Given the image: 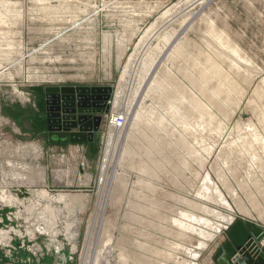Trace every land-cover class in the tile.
Returning a JSON list of instances; mask_svg holds the SVG:
<instances>
[{
	"label": "rangeland",
	"instance_id": "1",
	"mask_svg": "<svg viewBox=\"0 0 264 264\" xmlns=\"http://www.w3.org/2000/svg\"><path fill=\"white\" fill-rule=\"evenodd\" d=\"M185 1L0 0V186L24 201L13 206L0 199V208L5 204L16 207L24 232L36 221L39 224L40 214L46 211L54 226L49 224L48 229H59V252L67 245L62 255L52 256L53 264H83L91 221L108 188L102 185L106 155L116 150L115 144L120 149L114 154L107 177L110 180L121 171L123 176L118 178L123 184L114 185V178L110 192L115 188L117 196H108L104 210L98 209L96 238L87 257L89 264H127L119 262L120 252L131 259L136 253L141 259L152 256L146 262L149 264H158L170 253H175L174 258L179 261L172 260L170 264H218V258L230 250L232 243L249 236L250 224L264 229V147L245 148L240 142L249 124L264 136V118L260 115L264 98L255 93L258 87L264 93V0H212L203 8H193L199 15L186 31L193 46H186L191 55L183 66L193 68L195 59L199 89L195 95L183 89L170 90L168 103L165 97L145 95L152 83L151 72H147L157 46L164 42L159 41V33L180 29L181 20L188 13V9L183 10L187 7ZM168 9H173L172 13H166ZM153 25V33L146 34ZM159 79L163 85L164 77ZM182 82L193 87L187 80ZM51 85H105L113 89L109 111L95 140L80 142L89 144L90 163L84 169L92 183L65 186L69 182L64 178L63 188L49 191L54 196L87 195L83 206L74 209L66 208L63 202L47 200L43 193L48 177L56 180L57 174L69 170L68 161L60 158L61 150L49 149L66 143L47 136L42 105L45 88ZM116 99L121 100L119 111L126 109L123 113H128L121 143L110 125L113 114L115 121L123 122L118 112L113 113ZM19 174L21 178L17 177ZM68 175L72 180V175ZM147 183H155L160 189L156 194L149 193ZM216 187L231 209L225 208ZM128 189L135 190L134 194L128 196ZM121 193L126 194L127 200ZM151 199L163 206L157 208L161 215L150 209ZM240 203L246 211L238 208ZM49 205L62 210L58 221L47 212ZM221 212L230 214L234 223L221 222L217 216ZM193 217L203 225L195 224L197 231L189 237L181 236L175 220L190 223ZM211 223L226 227L216 233L206 248L198 249L203 241L200 231L203 228L213 232L208 226ZM41 229L36 232L48 236L52 233ZM109 232L115 243L111 241L107 246ZM45 239L40 235L37 240L28 241L27 246L36 243L39 249V244L47 242ZM117 241L121 249L113 246ZM133 241L138 244H131ZM70 244L77 246L73 256ZM194 254L198 257L194 258ZM24 261L34 262L26 255ZM0 264H6L2 257ZM128 264L137 262L133 259Z\"/></svg>",
	"mask_w": 264,
	"mask_h": 264
},
{
	"label": "bare ground",
	"instance_id": "2",
	"mask_svg": "<svg viewBox=\"0 0 264 264\" xmlns=\"http://www.w3.org/2000/svg\"><path fill=\"white\" fill-rule=\"evenodd\" d=\"M212 0H187V1H185L186 2V6L187 7H185V8H183V10H187L188 9V13H187V15L186 16H184V19H182L181 20V23H180V29L178 28V29H173V31L171 32V33H164V32H162V33H159V35H158V39H159V41L161 40V39H163V44L162 45H160V46H157V51H156V53H155V55H154V57L151 59V61H150V64H149V67H148V72H147V74H149V72H151V75H150V79H152V83H150V85L148 86V89H147V93L145 94L146 96H148V97H150L151 98V95H153V96H157V97H165L166 98V100H167V102L168 103H171V101H170V99L169 98H167V97H169V92H170V90H179V89H183V91L184 92H186V91H188V92H190V93H195V91L196 90H198L199 89V87L197 86V81H196V75H197V72L195 71V67H196V61H195V59H194V65H193V68H190V66H183V62H185V60L187 61L188 59H190V52L188 51V49L186 48V46L187 45H190V46H193V41L191 40V39H189V37H188V34H187V32L186 31H188L190 28H191V25H193V22H194V18L195 17H197L199 14L198 13H196V12H194L193 11V8H195L196 6H206V5H208L210 2H211ZM183 5V4H182ZM203 8V7H202ZM175 9V8H174ZM181 9V8H180ZM182 10V11H183ZM171 11H173V9H168L167 11H166V13H170ZM175 11H177V10H175ZM186 12V11H185ZM172 13V12H171ZM165 16V15H164ZM197 19V18H196ZM172 22V21H171ZM156 28H155V25H153L151 28H150V30H148V32L146 33V34H148V35H150V34H152L153 33V30H155ZM158 30V29H157ZM155 33V32H154ZM144 38H145V36H143ZM143 37H142V40H141V43L140 44H142V42H143ZM149 38V37H148ZM150 44V43H149ZM140 46V45H139ZM142 46V45H141ZM142 48V47H141ZM150 48V47H149ZM234 52H237V51H235L234 50ZM190 54V55H189ZM208 59L211 61H213V59H211V58H209L208 57ZM178 61H179V63H178ZM181 62V63H180ZM210 63H212V62H210ZM130 64H131V61L127 64V66H126V68H125V70H127L128 68H129V66H130ZM213 65H215L216 66V64L215 63H212ZM215 66H213V67H215ZM216 68H217V66H216ZM133 69V68H132ZM223 74H225V73H223ZM147 76V75H146ZM162 76L164 77V83H163V85H160L159 84V82H160V77L162 78ZM181 76H182V78H183V80L182 81H188L189 83H190V85L191 86H193V87H187V86H185L186 85V83L184 82H182V81H180V79H182L181 78ZM209 76V75H208ZM149 78V77H148ZM180 78V79H179ZM146 79V78H145ZM227 79V78H226ZM229 80V79H228ZM180 81V82H179ZM144 82V81H143ZM142 82V83H143ZM231 83V82H230ZM143 85V84H142ZM146 85H148V84H146ZM144 86V85H143ZM232 86V85H231ZM234 86H235V84H234ZM142 87V86H141ZM146 87V86H145ZM240 87V86H239ZM238 87V88H239ZM188 88V89H187ZM143 90H144V88H142ZM243 90V89H242ZM138 91H139V89H138ZM138 91H137V93H138ZM238 91H239V89H238ZM255 93H256V95L258 96H260L261 98H264V93H263V91L261 90L260 91V87H258L256 90H255ZM195 95V94H194ZM117 99H119L118 97H117ZM116 99V101H115V103H114V112L113 113H117L118 112V114H120V116L122 117V119H123V122H122V124L120 123H118L117 121H115V116H114V114H113V117H112V122H111V126L113 127V128H115L116 130H115V132L116 133H114L115 135H117V137H118V139H119V142H120V136H122L123 134H122V129L124 128L123 126L127 123V119H128V113H127V111H126V114L125 113H123V111H125V110H123V111H119V109L121 108V103H120V101L121 100H117ZM191 99H192V101H196V98L193 96V95H191ZM215 99H218V98H216L215 97ZM211 102H214V101H211ZM216 103V102H215ZM218 103V102H217ZM216 103V104H217ZM125 104V103H124ZM129 104V103H128ZM249 104H251V100H250V102H249ZM126 105H127V103H126ZM166 105V104H165ZM213 105H215L214 103H213ZM123 106V105H122ZM216 106H218V105H216ZM128 107V106H127ZM134 108H135V106H133ZM218 107H220V105L218 106ZM133 108V109H134ZM129 110L130 109H132L131 107L130 108H128ZM204 111H205V113H209V111H208V109L207 108H204ZM133 112V111H132ZM131 112V113H132ZM139 114V113H138ZM138 114L136 113V119L138 120L139 119V117H138ZM214 114V113H213ZM130 115V114H129ZM260 115H261V118H264V108L263 109H261L260 110ZM115 117V118H114ZM118 117V116H117ZM133 117V116H132ZM129 119H131L130 117H129ZM135 120V119H134ZM136 120V121H137ZM136 121L134 122V126L136 125ZM130 121L128 120V123H129ZM149 125H151L152 123H153V121L152 120H150L149 122ZM128 125V124H127ZM119 126H120V128H119ZM125 129V128H124ZM112 131V130H111ZM126 132V131H125ZM110 134V133H109ZM245 136H243V137H240L241 139H240V142L242 143V146H244L245 148H255V146L256 145H259V146H263L264 147V136L262 135V134H260L257 130H255V128L253 127V125L252 124H249V125H247V128L245 129ZM116 137V138H117ZM115 137L113 138V139H116ZM115 141V140H114ZM116 142V141H115ZM118 142V143H119ZM121 143V142H120ZM117 145L118 144H115V146H114V148L117 150L118 148H117ZM120 146V145H119ZM113 148V147H112ZM120 149V148H119ZM110 150V149H109ZM112 150V149H111ZM116 150H112L111 152H108L107 153V155H106V169H104V170H106L104 173H106V176L104 177V179H103V186L105 187H107L108 186V188H107V192L105 193L104 192V198L102 197V195H101V199L99 200V203H98V206H97V209H96V212H95V218L93 217V219H92V221H91V225H90V232H89V236H88V240H87V247H86V253L84 254L85 256V258H84V261H83V264H89V262H90V260H89V258H87L88 257V255H89V252H90V249L92 248V243H93V239L94 238H96L95 236V229H94V223H96L95 221H96V217H97V213H98V209L99 208H102L103 210H104V208H105V206H106V204H107V197L108 196H111L112 198L116 195L117 196V194H115L114 192L116 191L117 192V190L114 188V192L113 193H111L110 191H112V184H113V180H115L114 178H117L115 181H114V185H119L120 186V184L119 183H122L123 184V182H119V180H121V178H118V176H123L122 174H120L121 173V171H120V173H114L115 175H114V177H112L110 180H108V177H107V175H108V173H107V171H108V169H109V167H110V165H111V163L114 161V154H115V152H116ZM117 155V157L115 158V159H118V154H119V150L117 151V153H116ZM108 155H110V156H108ZM0 156H1V144H0ZM0 159H1V157H0ZM116 161V160H115ZM120 163V162H119ZM143 172H146V169L143 171ZM125 173V172H124ZM21 174H19V176H20ZM104 175V174H103ZM0 177H3V175H2V173H1V171H0ZM0 182H1V178H0ZM2 183V182H1ZM107 184V185H106ZM131 184V183H130ZM130 184L129 185H127L128 187H130ZM133 184V183H132ZM134 185V184H133ZM126 186V187H127ZM132 186V185H131ZM103 187V188H104ZM110 189V190H109ZM125 189V188H124ZM129 189H131V188H129ZM128 189V191H126V193L128 194V196L129 195H131V193L132 194H134V191L136 190V188H135V190H129ZM134 189V188H133ZM147 189L150 191L149 193H152V194H156L157 192H158V189H160L159 188V185H157V184H155V183H147ZM215 189V188H214ZM216 191H217V194H218V196L220 197V200L224 203V205H225V208L226 209H231V206H230V204H228L227 202H226V199H225V197H224V195L221 193V192H219V189L216 187V189H215ZM3 192V193H2ZM43 193H44V196H45V198H47V200H50L51 202L52 201H58V202H63L65 205H66V208L67 207H70V208H76V207H81V206H83V201L85 200V199H87V198H85L87 195H82V194H73V195H69V194H64V193H60L59 195H57V196H52V194H50V192H49V190H44L43 191ZM135 194H136V192H135ZM137 194H139V193H137ZM233 194L234 195H237V193H236V191L234 190L233 191ZM121 197H126V200H127V196H125L126 194L124 193V196H123V194L121 193ZM146 195H148V194H145V197L147 198L148 196H146ZM84 196V197H83ZM115 196V197H116ZM134 196V195H133ZM88 197V196H87ZM110 198V197H109ZM0 199H2V200H4L5 202H8V204L9 203H12L13 204V206H17V204H24V201H22L19 197H17L16 195H8V192L5 190V189H0ZM148 199V198H147ZM130 200L128 199V201H126V204L127 205H129L128 204V202H129ZM4 202V203H5ZM118 202H119V204L122 202V198H121V200H118ZM185 202H188V204L189 203H191V201H189V200H187V201H185ZM1 203V202H0ZM184 204H187V203H182V205L184 206ZM152 206V207H151ZM0 207H1V204H0ZM46 207H48V206H46ZM157 208H163V206H161V204L159 205V203H157V202H154V200L153 199H151L150 200V209L151 210H155L157 213H158V211H157ZM238 208L241 210V211H246L247 209L243 206V204H238ZM29 209V207L27 208V210ZM178 209V208H177ZM0 210H1V208H0ZM31 210V209H30ZM46 210H47V212L49 211L50 213H51V217H53L54 218V220H57L58 221V219H59V217H60V215L62 214V210L61 209H57V207L55 208V206L53 205V206H50L49 205V207L48 208H46ZM125 210V209H124ZM125 213H126V211H125ZM223 212H221V213H219V214H217V216H219V220L221 221V222H223L225 225H230V224H233L234 223V219H233V217L230 215V214H222ZM222 214V215H221ZM249 215H251V213H248ZM31 215V214H30ZM158 215H161L160 213H158ZM181 215L182 216H186V214L184 213V212H181ZM50 216V215H49ZM26 219V218H25ZM195 219V217H193L189 222L190 223H188V222H184V221H182V220H175V224H178L179 225V227L181 228V231H178L180 234H181V236H184V237H189V234L191 233V232H195V231H197L198 229H197V226L195 225V224H202L203 225V223L202 222H200L199 220H194ZM29 220V219H28ZM32 222V221H31ZM39 222H40V224H36V222L35 223H31L32 224V227H30L29 229H27V230H25V232L23 231V230H21V232L20 231H18L17 229H13L12 230V232L14 231V232H16V233H21V235H23V234H28L31 238H33V237H35L36 236V230L37 229H40V230H42L41 228H47L46 230L48 231V232H52V234L50 235V238H51V241H52V243H50V245H49V248H51L52 246L51 245H54L55 244V240H56V234H58L59 233V229H58V227L57 228H51V229H48L49 227V224H50V220L48 219V216H47V213H46V211L44 210L43 211V213H41L40 214V216H39ZM41 223H44L43 225V227H42V224ZM223 223H217V224H215V225H213L212 223L211 224H209L208 226L210 227V228H213V232H209V231H206V230H203V228L201 229V231H200V233H201V235H202V237H203V241H201V247L200 248H198V249H204V248H206L207 246H208V243H209V241L212 239V238H214V237H216V233H219V232H221L222 231V228H224V226L225 225H222ZM51 225V224H50ZM57 225V224H56ZM36 226H37V228H36ZM51 226H53V225H51ZM54 227V226H53ZM76 227V226H75ZM208 227V228H209ZM226 227V226H225ZM74 228V227H73ZM207 228V229H208ZM12 229V228H11ZM72 229V228H71ZM76 229V228H75ZM76 230H78V229H76ZM69 231H70V229H69ZM97 231V230H96ZM42 232V231H41ZM67 232V231H66ZM77 232V231H76ZM73 233V232H72ZM78 233V232H77ZM75 235V234H74ZM77 235V234H76ZM6 236H8V237H10L9 236V232H7V231H4L3 229H1L0 230V245L1 246H3L4 245V241H5V237ZM106 239H107V241H106V243L105 244H107V246H108V244H110V242L113 240V236H112V234L109 232V234L107 235V237H106ZM117 239V238H116ZM115 239V240H116ZM58 241V240H57ZM72 241V240H71ZM118 241H120V238H118ZM118 241H117V244H114L113 246L116 248V247H118L117 249H121V248H119V246H120V244L118 243ZM113 242V241H112ZM54 243V244H53ZM113 243H115V242H113ZM131 244H133V245H136V244H138V241H133V242H131ZM106 246V247H107ZM76 245H74V249L76 250ZM109 248V247H108ZM110 248H112V246L110 247ZM110 248L108 249V250H110ZM60 249V248H59ZM58 249V250H59ZM63 249V248H62ZM114 249V248H113ZM112 250V249H111ZM6 251V250H5ZM113 251V250H112ZM107 252V251H106ZM110 253H111V251H110ZM109 253V254H110ZM163 254V253H162ZM175 254V253H174ZM173 253H170L169 255H168V257H167V259H162L161 261H156V262H158V264H170L171 263V261L172 260H175V256H177L176 254L174 255ZM149 255V254H148ZM119 258H120V263H122V262H126L127 264L129 263V261L130 260H135V262H137V264H149V263H146L147 262V260H150V259H152V256L150 257V259H148L149 258V256H147V257H143L142 259H141V257L142 256H140L138 253H136V257H134L133 259H131L129 256H126V254L125 253H121L120 252V254H119ZM108 257H110V256H108ZM107 257V258H108ZM113 257V256H112ZM198 257V254H194V258H197ZM154 259V258H153ZM99 260V259H98ZM106 260V259H105ZM107 262L108 261H110L109 259H107L106 260ZM116 261V260H115ZM176 261V260H175ZM113 261H111L110 263H112ZM117 262V261H116ZM177 263L179 262V261H176ZM109 263V264H110ZM91 264V263H90ZM101 264V263H100ZM105 264V263H104ZM107 264V263H106ZM113 264V263H112ZM189 264H196V263H189Z\"/></svg>",
	"mask_w": 264,
	"mask_h": 264
},
{
	"label": "flooded vegetation",
	"instance_id": "3",
	"mask_svg": "<svg viewBox=\"0 0 264 264\" xmlns=\"http://www.w3.org/2000/svg\"><path fill=\"white\" fill-rule=\"evenodd\" d=\"M48 88H60V90L51 91ZM62 88H65L64 92L61 91ZM112 91L113 89L110 86L105 85H51L46 87L42 106L47 136L54 132L64 131L69 134L76 133L74 134L75 137L85 138L88 143L95 140L96 134L101 129L103 118L109 111ZM82 129L90 132L84 134L85 132L81 131ZM249 236H252V232ZM249 236L243 239L242 243L236 245L232 251L227 250L228 255L233 257L235 253H238V248L244 247L251 239ZM76 238H78V235ZM64 240L68 241L66 238ZM47 242L49 243L46 245L52 243L51 239ZM56 243L57 239L52 248L45 247L43 252L37 254L36 257H38L40 264H46L45 257H49L48 262L50 263L48 264H53L55 261L52 256L63 254L67 245L65 250L59 252ZM63 243L66 242L63 241ZM68 243L70 242L68 241ZM69 251L70 256L75 254L74 247L69 248ZM0 257H2V253H0Z\"/></svg>",
	"mask_w": 264,
	"mask_h": 264
},
{
	"label": "crops",
	"instance_id": "4",
	"mask_svg": "<svg viewBox=\"0 0 264 264\" xmlns=\"http://www.w3.org/2000/svg\"><path fill=\"white\" fill-rule=\"evenodd\" d=\"M49 149L53 151L61 150L62 153L60 154V158H62V160L68 161L67 165H69L68 166L69 170L66 171L64 170L63 175L57 174L56 180L55 177L52 176H51L52 178L48 177L43 187L47 188L51 192L54 191L55 187L63 188L64 182L62 180H64V178L67 179L69 183H72V184L67 183L65 186L68 185V186L83 187L87 185L89 186L90 183H92V177L87 175V172L84 169L85 166L88 168L90 163L89 144L80 143V142L72 143L69 141L61 145H55L53 147L51 146ZM84 171L86 173H84ZM69 173L70 176L72 175L73 177L72 180L68 175ZM17 177L21 178V176H17ZM0 178L2 182L3 177ZM47 189H43V191ZM80 191L83 190L80 189ZM8 195H14V194L8 192ZM16 209H17L16 207L7 206L5 204L2 206V209L0 210V230L3 229L4 231L9 232V236H10V237L6 236L4 238L5 241L3 246L0 245V253H2V261L6 264H26L27 262L25 261L23 262L24 256L26 255L28 258L31 257L32 261L34 260L35 263L33 262V264H40L38 261V257L35 256H37L39 252L40 253L43 252L45 247L48 248V245L46 244H48L49 242H45L44 245L38 243L40 245L39 249L36 248V243L34 244V246L33 245L27 246V242L39 238L40 235H44L46 238L45 240H49L51 239L50 234L52 233H50L48 236L42 232H36L37 236L31 238L28 234L21 235V233H16L14 231L12 232L13 229H17L18 231L21 232V217L16 216ZM48 227L50 228V226ZM242 241L243 240H239L238 242L232 243V246L229 251L235 249L236 245L242 243ZM29 248L32 249V251ZM26 252L28 254H26ZM46 259L49 261V257H46L44 261H47Z\"/></svg>",
	"mask_w": 264,
	"mask_h": 264
},
{
	"label": "water",
	"instance_id": "5",
	"mask_svg": "<svg viewBox=\"0 0 264 264\" xmlns=\"http://www.w3.org/2000/svg\"><path fill=\"white\" fill-rule=\"evenodd\" d=\"M48 90L59 91L60 88H48ZM61 91H65V88H62ZM87 134L90 131L81 130ZM76 133H66V132H54L50 134V138L56 142H81L86 140L85 138L75 137ZM65 135L64 137H60ZM21 197V193H18ZM29 194V193H27ZM252 230L251 239L246 243L244 247L238 248V253H235L233 257H230L225 251L218 258V264H264V229L257 228L253 225H249Z\"/></svg>",
	"mask_w": 264,
	"mask_h": 264
},
{
	"label": "built area",
	"instance_id": "6",
	"mask_svg": "<svg viewBox=\"0 0 264 264\" xmlns=\"http://www.w3.org/2000/svg\"><path fill=\"white\" fill-rule=\"evenodd\" d=\"M115 116V115H114ZM115 118V117H114ZM262 245H264V243L262 244Z\"/></svg>",
	"mask_w": 264,
	"mask_h": 264
}]
</instances>
